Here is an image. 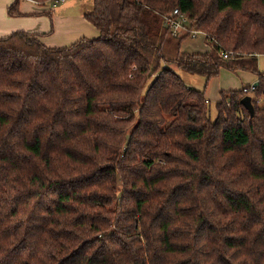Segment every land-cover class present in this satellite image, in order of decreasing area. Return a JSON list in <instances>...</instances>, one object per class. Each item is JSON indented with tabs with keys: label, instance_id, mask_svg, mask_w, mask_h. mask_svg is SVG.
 Wrapping results in <instances>:
<instances>
[{
	"label": "trees",
	"instance_id": "trees-1",
	"mask_svg": "<svg viewBox=\"0 0 264 264\" xmlns=\"http://www.w3.org/2000/svg\"><path fill=\"white\" fill-rule=\"evenodd\" d=\"M176 8L210 50L181 51ZM84 16L98 38L0 37V264H264V0H93ZM172 65L257 85L221 91L212 120Z\"/></svg>",
	"mask_w": 264,
	"mask_h": 264
},
{
	"label": "crops",
	"instance_id": "crops-1",
	"mask_svg": "<svg viewBox=\"0 0 264 264\" xmlns=\"http://www.w3.org/2000/svg\"><path fill=\"white\" fill-rule=\"evenodd\" d=\"M14 2L15 0H0V37L23 30L36 33L49 47H63L82 38L93 39L100 36L99 30L85 18L86 13L83 10L71 9L72 2H67L56 10L52 4L41 5L34 0H20L21 15L10 16L8 8Z\"/></svg>",
	"mask_w": 264,
	"mask_h": 264
},
{
	"label": "rangeland",
	"instance_id": "rangeland-1",
	"mask_svg": "<svg viewBox=\"0 0 264 264\" xmlns=\"http://www.w3.org/2000/svg\"><path fill=\"white\" fill-rule=\"evenodd\" d=\"M67 2H72L73 6L71 9L76 11L83 10L85 13H88L93 9V0H64L57 2L53 7L58 10V8L64 6ZM209 46L205 34L199 31L196 33V38L189 36L181 41L182 52H205ZM172 67L181 76L187 86L205 91L212 120H215L217 117V102L220 100V92L222 90L229 91L230 89H242L245 86L252 87L258 80L257 74L254 72L246 70L233 71L222 68L219 75L213 77L206 84V78L203 75L186 72L175 65H172ZM258 67L260 71L264 72V55L259 56ZM250 93L253 94L252 92ZM258 100H260L258 101L259 104L264 106V97H260Z\"/></svg>",
	"mask_w": 264,
	"mask_h": 264
},
{
	"label": "built area",
	"instance_id": "built-area-1",
	"mask_svg": "<svg viewBox=\"0 0 264 264\" xmlns=\"http://www.w3.org/2000/svg\"><path fill=\"white\" fill-rule=\"evenodd\" d=\"M60 1L64 0H57L56 3ZM164 23L175 37L189 34V36L192 38H196V33L198 31L192 28L191 20L187 14L180 12L178 8L164 16ZM222 55L224 58H230L234 56L233 52H223ZM250 90H254V86H252Z\"/></svg>",
	"mask_w": 264,
	"mask_h": 264
},
{
	"label": "water",
	"instance_id": "water-1",
	"mask_svg": "<svg viewBox=\"0 0 264 264\" xmlns=\"http://www.w3.org/2000/svg\"><path fill=\"white\" fill-rule=\"evenodd\" d=\"M257 85V83L254 84V87ZM241 104L249 111L251 116H254L255 114V107L254 104L252 102V97L250 95L245 96L242 100H241Z\"/></svg>",
	"mask_w": 264,
	"mask_h": 264
}]
</instances>
